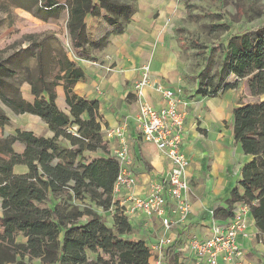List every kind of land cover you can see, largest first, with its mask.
Returning <instances> with one entry per match:
<instances>
[{
    "label": "trees",
    "instance_id": "16d2710c",
    "mask_svg": "<svg viewBox=\"0 0 264 264\" xmlns=\"http://www.w3.org/2000/svg\"><path fill=\"white\" fill-rule=\"evenodd\" d=\"M25 1L27 10L44 21L63 16L72 53L90 59L88 49L100 42H89L87 18H99L113 34H121L136 0ZM263 14L264 4L255 16ZM31 43L33 66L21 71L30 80L16 84L0 79V101L15 114L40 118L51 136L20 129L4 135L7 117L0 112V264H150L149 247L131 238V221L113 203L119 166L101 135L99 103L73 92L84 79L82 69L56 38L49 35ZM197 78L199 93L208 97L245 83L248 95L257 99L240 102L231 112L235 142L251 157L242 167L239 187L231 191V203L248 206L264 235V23L230 35L218 63L209 60ZM27 81L31 102L18 89ZM58 83L66 112L56 104ZM137 161L141 169L136 174L152 170L143 157ZM15 166H24L26 172L15 173ZM60 197L62 204L56 201ZM101 212L111 215L110 224Z\"/></svg>",
    "mask_w": 264,
    "mask_h": 264
},
{
    "label": "crops",
    "instance_id": "0c3cea01",
    "mask_svg": "<svg viewBox=\"0 0 264 264\" xmlns=\"http://www.w3.org/2000/svg\"><path fill=\"white\" fill-rule=\"evenodd\" d=\"M176 20L175 5L170 2L166 5L165 0H138L121 34H113L99 18L88 17L89 42L100 43L88 49L90 59L75 58L84 79L74 85L73 92L98 101L102 130L127 125L132 159L129 169L136 179L132 192L140 197L146 195L149 181L165 174L169 164L152 144L143 142L135 134L133 116L141 103L155 109L164 105L162 96L154 89L155 84L175 92L180 100L178 109L185 113L182 150L188 161L186 181L190 210L185 221L172 224L169 231L164 230L158 220L148 221L139 216L131 221L130 236L144 241L149 248L157 245L160 237H168L170 244L161 247L163 264H204L193 257L192 243L195 238L209 236L217 221L228 222L233 207L231 191L239 187L242 167L251 160L235 142L231 112L240 102L253 103L257 99L248 95L245 83L237 90L230 89L214 97L200 94V81L187 80L185 76ZM145 65L149 66L148 81L138 93L134 86ZM56 94L64 103L60 109L66 112L63 91ZM45 134L51 136L50 132ZM138 156L151 166L150 172H134L141 169ZM18 167L23 168L21 173L26 172L24 166ZM168 206H172V201ZM246 220L248 237H237L242 256L231 261L219 258L218 264H264V235L256 229L249 212ZM151 253L150 262L157 251Z\"/></svg>",
    "mask_w": 264,
    "mask_h": 264
},
{
    "label": "built area",
    "instance_id": "2783aa9c",
    "mask_svg": "<svg viewBox=\"0 0 264 264\" xmlns=\"http://www.w3.org/2000/svg\"><path fill=\"white\" fill-rule=\"evenodd\" d=\"M149 66L142 67L141 78L134 89L147 83ZM163 98L164 105L155 109L141 103L132 124L135 134L146 143L152 144L167 160L169 168L160 178L151 179L144 197L133 194L136 179L130 172V135L126 124L112 128H101V135L109 146V155L113 156L119 166V173L113 187V203L117 204L130 221L144 216L145 220H158L161 227L169 231L172 224H182L190 210L186 168L188 161L184 156L182 144L184 139L185 113L178 109L180 100L175 92L160 84L154 88ZM172 201V206L168 202ZM169 212L171 213L169 215ZM248 206L234 204L228 222L217 221L209 236L194 239L193 257L204 264H218V259L237 260L242 256L237 237H248L246 215ZM103 215L104 213L101 212ZM110 220L112 218L109 216ZM168 237H160L158 244L151 246L150 252L157 251L150 264H163L161 247L170 244ZM152 254V253H151ZM198 262V263H199Z\"/></svg>",
    "mask_w": 264,
    "mask_h": 264
},
{
    "label": "rangeland",
    "instance_id": "374dc122",
    "mask_svg": "<svg viewBox=\"0 0 264 264\" xmlns=\"http://www.w3.org/2000/svg\"><path fill=\"white\" fill-rule=\"evenodd\" d=\"M134 2L136 9L138 0ZM169 2L175 5L177 18L175 29L187 80L200 81L197 76L205 64H208L209 60L214 64L218 63L230 35L264 23V14L260 17L255 16V13L263 10L264 0H165L166 5ZM27 6L25 0H0V58L7 60L0 64V79L15 80L16 84L21 79L30 80L29 75L23 77L21 71L24 67L31 69L33 66L34 61L31 59L35 52L31 43L33 39L39 40L50 35L64 46L71 60L75 61L76 58L65 31V18L62 16L58 20L44 21L27 10ZM222 26H226V29ZM212 46H218L216 51L210 52ZM51 53L54 55V51ZM18 89L23 99L29 102L33 100L28 81L21 83ZM54 89L56 93L63 91L60 83ZM56 104L59 108L64 107L60 99L56 98ZM0 112L7 117L2 127L4 135L14 133L16 128L32 130L37 135L46 133L43 122L34 115L15 114L1 101ZM15 150L21 152L22 149L15 145ZM13 170L15 173L23 172V168L18 166ZM56 201L63 203L61 197L56 198ZM1 213L0 207V215ZM108 214L101 216L110 224ZM33 264H39L38 260H34Z\"/></svg>",
    "mask_w": 264,
    "mask_h": 264
}]
</instances>
